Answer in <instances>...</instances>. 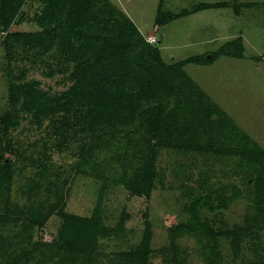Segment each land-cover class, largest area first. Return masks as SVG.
Instances as JSON below:
<instances>
[{
    "label": "rangeland",
    "instance_id": "374dc122",
    "mask_svg": "<svg viewBox=\"0 0 264 264\" xmlns=\"http://www.w3.org/2000/svg\"><path fill=\"white\" fill-rule=\"evenodd\" d=\"M69 1L90 2L81 6L83 35L88 25L89 37L102 41L116 42L125 32L124 47L158 44L169 65L203 56L212 62L184 67L194 84L182 98L165 97L154 87L146 107L164 101L180 119L164 123L161 143L146 128H136L143 109L130 124L89 127L85 119L95 102L60 109L71 91L91 95L77 67L100 48L94 40L70 46L72 7L65 10L57 45L39 54L17 42L7 45L5 38L43 31L37 22L42 0H0V264H133V253L146 244V264H264V211L257 204L264 160L252 164L230 152L240 146L264 151V0ZM171 15L179 16L166 20ZM227 44L241 58L211 60ZM105 73L111 81L126 71ZM15 90L23 98L13 128L6 121L15 117ZM205 109L216 113L212 121ZM107 130L119 134L106 136ZM154 156L153 184L147 193H132L128 186L149 171ZM233 195L238 199L225 209L199 208L217 241L184 228L192 224L190 208L198 199L212 198L217 205ZM99 206L107 233L91 242L74 231L67 236L69 249L62 250L66 215L90 219Z\"/></svg>",
    "mask_w": 264,
    "mask_h": 264
},
{
    "label": "trees",
    "instance_id": "16d2710c",
    "mask_svg": "<svg viewBox=\"0 0 264 264\" xmlns=\"http://www.w3.org/2000/svg\"><path fill=\"white\" fill-rule=\"evenodd\" d=\"M25 1L26 0H19V4L24 3ZM42 3L44 4V9L37 17V22L44 28L43 31L34 35L25 32L9 33L5 38L6 44L10 45L17 42L23 44L25 47H31L32 50L37 48L38 51H42V53L39 54H46V52L56 46L57 41L61 39L60 31L64 28L62 24L64 21V13L65 10L71 6L72 8L69 12V39L71 43H73H70V46L75 48V41L77 40H82L83 42L94 40V44L100 48L93 52L92 58L80 63L77 67L78 73H81L82 76H85L88 79L83 82L91 89V95L88 94L86 97H81V95H78L75 90L71 91L70 96L68 95L69 104L66 106L60 105V109L69 107L71 110L72 107L77 108L82 105L87 106L89 102H95V107L88 112L89 116L88 119H85V124H87V126L89 125V127L95 125L97 126V129L100 130L104 123L111 124L112 121H116L122 125L133 123L136 116L140 113V110L143 109L141 112L142 121L136 126V128H146L148 132L154 134L156 138L160 140V142L159 140L156 142V144L159 145L161 140H163L162 129L164 123L172 122L175 124L179 123L180 119L176 113L178 110H169L164 101H159L158 105L146 107V103H148L155 94L154 87L156 86L160 89L159 91L162 92L165 97L168 93H175L182 98L184 95L183 91L185 89H192L194 84H192L184 67L189 64H206L212 61H209L206 56H203L193 57L184 63L179 62L169 65L161 57V49L158 47V44H152L150 46L143 44V47H134V45H131L132 47H124V44H128L126 40L129 38V35H124L125 32L122 33L121 37H117L116 42L113 39L108 38L102 41L101 36H98L97 39L89 37L90 30L92 29L89 25V31L86 35L80 33L82 32L80 17H82V14L86 9L84 6H81L82 4L87 6L90 5L89 1L77 5L71 4L70 6L69 3L71 2L69 0H42ZM178 16L179 15H171L169 19L166 20L173 21L177 19ZM129 25L131 29L136 28L133 23L130 24V21ZM65 33H67V30H65ZM233 43L234 42H232V44ZM231 46L232 45L227 44L219 53L212 55L211 60H215V57L218 56L241 58L239 53V55H237L235 51H232L234 46H232V48ZM228 50L231 51L228 52ZM110 60L112 63L108 64ZM152 60H154V62L157 61L158 64L154 63ZM107 68L117 74H119L121 70L126 71V73H124L125 75L120 79L116 78L115 80L110 81V79L107 80V73H105V69ZM141 68L144 69L139 73ZM179 78L182 79L181 82L179 81ZM21 98H23L21 91L15 90L11 92L10 102L12 108H14V111L16 112L14 118L6 121L9 122L8 127L14 128L19 125V119L16 116H18L19 113L17 111V105L21 101ZM187 102L189 103L188 100ZM36 109L39 114L44 113V109H42L41 106H37ZM203 113L205 118L209 121H212L211 118L216 114L213 109H205L203 110ZM218 120L219 119L216 116V121ZM63 126L65 129H61L62 135L60 136L65 138V132L68 130V126L66 124ZM55 128L57 130L59 129L58 126H55ZM103 130L105 131L106 129ZM117 134L119 133L110 132L108 130L105 132V135L110 137H114ZM156 144L155 146H158ZM230 152H233L231 154L234 156L242 158L245 162L247 160V162L249 161L252 164H255V162L261 163L264 160V151L260 148L249 149L248 147L240 146ZM152 154L154 155V151ZM155 158L156 157L154 156L152 162ZM154 163L155 161L151 164L148 172H144L141 177L142 179L138 178L134 180L132 185L128 186V189L132 193L136 195L147 193L146 190L153 184L157 175ZM105 180L109 182V179ZM1 181L6 185L9 183V177L2 176ZM257 183L260 184V192L257 193V204H259L264 211V173L257 177ZM236 199H238V195L222 197L218 200L217 205H215L212 198L198 199L190 208L192 224L187 225V227L184 226V228L191 234L201 235L204 238L217 241L215 231L201 221L199 208L206 207L208 210H215L217 208L225 209L228 207L229 203L234 202ZM99 209L100 206L97 208L96 214L90 219L66 215L67 219L64 223L63 233L60 240L62 250L69 249L66 246L68 245L67 236L74 231L79 235H84L85 238L87 237L86 240H90L91 242L96 240L100 233H107V230L104 228L102 229V226H100V217H98L100 215ZM148 254L149 248L146 244L143 252L139 250L133 253V264H141V262L142 264L143 262L146 264ZM211 264L218 263L213 261Z\"/></svg>",
    "mask_w": 264,
    "mask_h": 264
}]
</instances>
